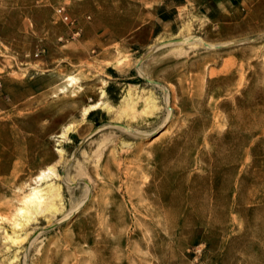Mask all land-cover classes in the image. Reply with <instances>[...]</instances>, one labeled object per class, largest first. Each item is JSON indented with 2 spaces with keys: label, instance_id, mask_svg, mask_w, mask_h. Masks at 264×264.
Listing matches in <instances>:
<instances>
[{
  "label": "rangeland",
  "instance_id": "1",
  "mask_svg": "<svg viewBox=\"0 0 264 264\" xmlns=\"http://www.w3.org/2000/svg\"><path fill=\"white\" fill-rule=\"evenodd\" d=\"M35 72L0 102V264H264V0H0V78Z\"/></svg>",
  "mask_w": 264,
  "mask_h": 264
},
{
  "label": "bare ground",
  "instance_id": "2",
  "mask_svg": "<svg viewBox=\"0 0 264 264\" xmlns=\"http://www.w3.org/2000/svg\"><path fill=\"white\" fill-rule=\"evenodd\" d=\"M183 43L190 44L193 46L206 44L202 38L196 37L193 35H187V36L183 37L182 39H179V41L173 42V44H175V45H177V44L182 45ZM162 45H164V44H162ZM209 45H211V44H209ZM176 50L178 51V48ZM183 50H184V47H183ZM172 54H173V51H172ZM128 63H129V61L127 58H119V59H117V62H115L113 64L115 65L114 67H118L120 70H123V69H125V67ZM111 66H112V64H111ZM141 72L143 73V70ZM68 79H69L68 85H70L73 81H75V78L73 75H70L68 77ZM181 87L183 88V85ZM166 90H167V88L166 89L163 88V92H164V96H163L164 99L163 100L165 101V103L172 100L171 93H169V92L167 93ZM131 92L132 91H131V87H130V88H128V90L126 91V94L124 95V97L122 99V105L118 109H115L114 105L111 104L109 101L102 100L106 96V90L104 88H102L101 89L102 97L100 98V100H97V101L91 103L90 105L86 106L84 108V111H82L83 115L86 116V114H88L91 110L98 108L99 106L103 105L108 110V112L110 113V116H113L115 118H121L123 116V114L125 112H127L129 106L135 105L138 101H140L139 99L141 97H143V96H137L135 98V97H133ZM148 92H149L148 95L144 98L146 105L151 109H160L158 107V100H157V96L155 95V93L153 91H148ZM173 93H176V92H173ZM160 122H161V120H160ZM121 131L129 134L127 131H131V128L127 127V128L122 129ZM46 176H47L46 173H42L39 175V178L43 179ZM57 199H59L60 201L64 200L63 193L61 190V185L50 184L48 187H46V190H44V188H40V187H33L31 192L24 197L23 204L18 206L17 215L19 214V215H21V217L22 216L25 217L24 221H27V220L31 219L34 216V214H36L38 212H43V211H48V210H52V211L56 210L55 207H57V201H55V200H57ZM20 223H22V221L16 222V224H20ZM8 238L13 239L14 238L13 234L12 235L8 234Z\"/></svg>",
  "mask_w": 264,
  "mask_h": 264
},
{
  "label": "crops",
  "instance_id": "3",
  "mask_svg": "<svg viewBox=\"0 0 264 264\" xmlns=\"http://www.w3.org/2000/svg\"><path fill=\"white\" fill-rule=\"evenodd\" d=\"M49 79L43 72H35L25 77L0 78V102L8 100L13 104H21L37 93L44 91Z\"/></svg>",
  "mask_w": 264,
  "mask_h": 264
},
{
  "label": "built area",
  "instance_id": "4",
  "mask_svg": "<svg viewBox=\"0 0 264 264\" xmlns=\"http://www.w3.org/2000/svg\"><path fill=\"white\" fill-rule=\"evenodd\" d=\"M59 11L62 13L64 20L71 24H74V20L68 14H65L64 8H60Z\"/></svg>",
  "mask_w": 264,
  "mask_h": 264
}]
</instances>
